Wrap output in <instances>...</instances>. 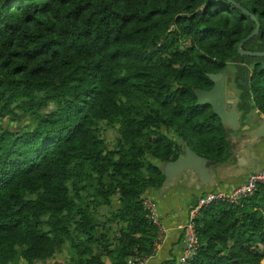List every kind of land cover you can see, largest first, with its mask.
<instances>
[{
    "label": "trees",
    "instance_id": "obj_1",
    "mask_svg": "<svg viewBox=\"0 0 264 264\" xmlns=\"http://www.w3.org/2000/svg\"><path fill=\"white\" fill-rule=\"evenodd\" d=\"M234 1L260 22L244 48L263 51L264 0ZM255 27L229 0H0V264H46L64 246L66 264L151 253L142 198L163 165L184 142L229 154L219 117L196 105L207 73L235 74L240 102L264 114V56L238 52ZM196 231L187 264H264V186L202 209Z\"/></svg>",
    "mask_w": 264,
    "mask_h": 264
},
{
    "label": "crops",
    "instance_id": "obj_2",
    "mask_svg": "<svg viewBox=\"0 0 264 264\" xmlns=\"http://www.w3.org/2000/svg\"><path fill=\"white\" fill-rule=\"evenodd\" d=\"M229 74L227 71V87L241 99L242 91L236 87V75ZM242 102L238 104L242 112L241 127L237 132L228 134L229 154L224 162L209 159V175L186 172L173 181L164 180L159 188L150 189V194L156 198L159 216L168 227L166 239L152 264H178L185 239L182 226L187 220L189 208L200 195L231 190L243 183L252 172L264 168V138L253 142L243 138L247 132L261 126L264 114L255 107L251 97H246V106Z\"/></svg>",
    "mask_w": 264,
    "mask_h": 264
},
{
    "label": "water",
    "instance_id": "obj_3",
    "mask_svg": "<svg viewBox=\"0 0 264 264\" xmlns=\"http://www.w3.org/2000/svg\"><path fill=\"white\" fill-rule=\"evenodd\" d=\"M229 1L234 3L244 14L250 16L256 23L254 30L240 41L238 52L245 56H264V50L252 51L244 48V44L260 32L259 20L251 11L240 3L234 0ZM200 12L201 10H198V13ZM226 74L227 69L217 73H207V76L213 82V86L210 89L197 88L195 94L197 97L196 105L211 106L213 112L219 117L224 129L228 133H231L232 131L237 132L240 129L242 112L238 107L240 98L227 87ZM243 138L251 142L264 138V120L259 128L247 132ZM208 163H210V160L207 157L197 153L191 148L188 142H184L183 151L178 158L174 162H168L163 165L165 181H173L180 175L192 171L202 176H207L210 173Z\"/></svg>",
    "mask_w": 264,
    "mask_h": 264
},
{
    "label": "built area",
    "instance_id": "obj_4",
    "mask_svg": "<svg viewBox=\"0 0 264 264\" xmlns=\"http://www.w3.org/2000/svg\"><path fill=\"white\" fill-rule=\"evenodd\" d=\"M260 186H264V168L252 172L243 183L231 190L210 191L200 195L189 208L187 220L182 226L185 239L178 264H187L197 254L199 242L196 223L202 209L216 203L230 205L242 204L245 199L252 197L259 190ZM142 200L143 206L148 213V218L157 228V237L154 242V249L151 253L135 254L128 259L127 264H152L153 258L166 239L168 233L167 225L159 216L156 198L152 194H148L144 195Z\"/></svg>",
    "mask_w": 264,
    "mask_h": 264
},
{
    "label": "rangeland",
    "instance_id": "obj_5",
    "mask_svg": "<svg viewBox=\"0 0 264 264\" xmlns=\"http://www.w3.org/2000/svg\"><path fill=\"white\" fill-rule=\"evenodd\" d=\"M247 46L254 48L255 50H258L260 48V46H262V45L257 39L255 41H252L251 43H249ZM249 60L250 59H246V61H248L247 64H249ZM230 70H231V67H230ZM108 134H110L112 138H114V136H115L114 132H108ZM68 257H69L68 248L65 249V246H64L62 249H60L57 252V254L54 256V258L52 260H49L46 264H54V263L55 264H66ZM40 264H43V263H40Z\"/></svg>",
    "mask_w": 264,
    "mask_h": 264
}]
</instances>
